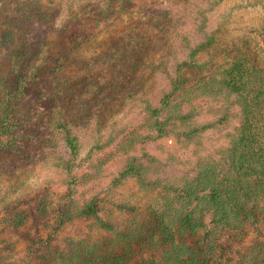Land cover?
<instances>
[{
	"label": "rangeland",
	"instance_id": "1",
	"mask_svg": "<svg viewBox=\"0 0 264 264\" xmlns=\"http://www.w3.org/2000/svg\"><path fill=\"white\" fill-rule=\"evenodd\" d=\"M30 1L0 0V76L11 53L2 44L7 21L30 8ZM49 1L39 0L47 5ZM125 9L73 54L67 71L81 90L77 85L88 76L96 79L100 72L106 73L101 57L111 40L133 30L143 38L138 68H131L125 79L106 74L115 100H107L110 105L103 113L88 107L92 117L79 131L80 153L71 171L65 164L71 155L62 136L52 138L47 152L36 147L32 152L22 149L13 159L0 157L3 260L24 264L39 238L51 236L49 244L60 250L71 242L78 245V240L101 241L134 216L143 219L148 206L162 200L170 185L194 179L202 161L211 158L228 166L220 157L242 121L235 96L225 89L219 94L192 92L171 103L181 105L180 113L162 107L161 99L179 76H186L191 84L198 76L219 75V67L231 62L237 48L264 65V0H133ZM193 58L201 63L196 68L189 67ZM159 107L158 119L174 116L167 120L173 125L162 135L154 128L153 110ZM183 115L189 117L182 121ZM133 160L141 177L123 173ZM39 198L47 209L34 217ZM92 201L100 205L97 214L74 217L57 227L62 210L81 209ZM17 205L33 213L30 223L18 230L8 221ZM259 218L248 225L246 234L235 230L219 235L232 262L249 245L264 243V216ZM107 222L115 226L106 227Z\"/></svg>",
	"mask_w": 264,
	"mask_h": 264
},
{
	"label": "trees",
	"instance_id": "2",
	"mask_svg": "<svg viewBox=\"0 0 264 264\" xmlns=\"http://www.w3.org/2000/svg\"><path fill=\"white\" fill-rule=\"evenodd\" d=\"M131 1L51 0L47 5L32 0L30 8L7 21L2 44L11 53L0 76V157L13 159L22 149L32 152L36 147L47 152L52 138L62 136L71 155L65 164L71 171L80 153L79 131L87 128L92 117L88 107L103 113L110 105L107 100H115L106 74L125 79L131 68H138L143 38L133 30L111 40L101 57L106 73L100 72L96 79L88 76L77 85L81 90L67 71L73 54L111 26L117 12L125 11ZM243 53L237 48L217 76L200 78L195 71L197 78L191 84L189 78L179 76L161 99L162 107L180 113L181 105L171 103L192 92L219 94L225 89L235 96L242 121L220 157L227 167L211 158L202 161L194 179L170 185L162 200L148 206L143 219L136 215L121 230L107 222L106 227L115 226V234L101 241L78 240V245L71 242L60 250L49 244L51 236L39 238L24 264H264V243L249 245L232 262L219 236L235 230L244 234L249 224L264 216V65ZM200 64L193 58L189 67ZM153 113L154 128L162 135L173 125L167 120L174 116L158 119L161 107ZM188 117L183 115L181 120ZM133 162L124 175L141 177L139 165ZM39 200L34 217L47 209ZM99 209L92 201L81 209L62 210L57 227L74 217L95 215ZM32 215L17 205L8 221L18 230L30 223ZM0 264L17 262L0 258Z\"/></svg>",
	"mask_w": 264,
	"mask_h": 264
}]
</instances>
